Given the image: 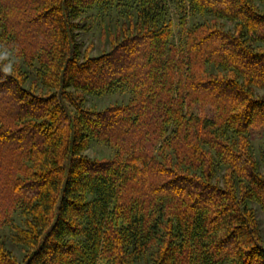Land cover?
I'll return each mask as SVG.
<instances>
[{
	"label": "trees",
	"instance_id": "obj_1",
	"mask_svg": "<svg viewBox=\"0 0 264 264\" xmlns=\"http://www.w3.org/2000/svg\"><path fill=\"white\" fill-rule=\"evenodd\" d=\"M259 90L264 0H0V264H264Z\"/></svg>",
	"mask_w": 264,
	"mask_h": 264
},
{
	"label": "rangeland",
	"instance_id": "obj_2",
	"mask_svg": "<svg viewBox=\"0 0 264 264\" xmlns=\"http://www.w3.org/2000/svg\"><path fill=\"white\" fill-rule=\"evenodd\" d=\"M170 15H171V18H172L174 25H175L174 26V35L176 37L178 30H179V28L176 24V21L178 22V18H179L178 16H180V9L178 6H176L175 3H172L170 5ZM202 21H204V20L201 17L188 15V17L186 18V25L190 27L194 23H198V22H202ZM89 26L90 25H87V27H89ZM229 27H230V24L227 23L226 28H229ZM84 32L85 31H79V33H78V36H79L81 44H82V49H85L90 44H93V46L96 48L94 50L93 54L97 53L98 49L101 47V43L99 42V39H98L99 38L98 37L99 36L98 35V29L95 28L92 24V28L90 29V31L86 32V33H84ZM263 92H264L263 90H259L258 94H262ZM104 102H105V100H104ZM251 140H252L253 146L255 148V151L260 158L261 170L264 172V158L262 157L263 153H264V129H258V130L251 132ZM110 153H111L110 150H107L106 148H103L100 146H95V145H93L92 147H90L87 150V154L91 157H94V156L106 157V156H109ZM256 215H257V219L259 221V225H260V229H261V233H262L263 241H264V214L259 209H256ZM2 231H0V236L2 238L7 239L6 243H7L8 248L11 249L15 254H17L19 256L20 253L17 250V248L12 247L10 245V239H8V237L10 236V232L8 231V229H5V232H2ZM4 233L6 234L5 236L2 235Z\"/></svg>",
	"mask_w": 264,
	"mask_h": 264
}]
</instances>
